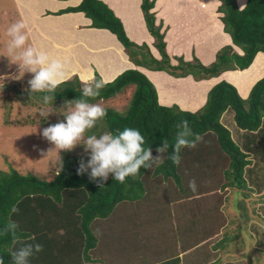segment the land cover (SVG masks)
Listing matches in <instances>:
<instances>
[{
  "label": "trees",
  "instance_id": "16d2710c",
  "mask_svg": "<svg viewBox=\"0 0 264 264\" xmlns=\"http://www.w3.org/2000/svg\"><path fill=\"white\" fill-rule=\"evenodd\" d=\"M155 2L141 0L140 8L160 59L153 57L146 44L137 45L130 41L121 21L100 0H80L77 7L60 14L83 13L91 20L90 28L109 31L117 38L134 66L163 71L177 78L192 76L201 81L227 71H244L251 66L258 53L264 54V0H247L242 10L236 0H218L217 13L221 15L224 32L243 54L238 55L231 46H226L217 52L215 62L209 66H203L196 58L191 62L177 58V65H172L165 51L163 23L157 24L153 12ZM101 80L95 71L89 83H82L73 77L51 92L47 90L39 94L69 105H74L71 102L76 100L95 104L115 98L134 87L128 109L124 113L106 109L107 115L97 120L91 131L99 137L105 133L117 135L125 127L140 129L145 136V146L152 150L154 159L149 161L151 167H142L136 177L127 178L123 184L114 180L113 176L104 182L101 178L91 179L87 171L78 175L80 162L66 153L52 180L23 175L14 169L0 170V257L5 264H13V252L37 243L42 244L43 250L37 253L33 247L27 264H92L98 242L92 230L95 222L107 220L118 205L142 200L150 176L161 180H180L177 169L180 163L173 164L169 157L174 152L178 133L184 130L185 120L193 138L201 135L203 140H210L224 157V165L228 166L224 180L241 196L237 207L239 213L250 219L247 217L250 208L258 204L250 201L247 205L246 202L258 196L261 215L255 210L253 213L258 219L263 217L264 221V77L255 83L246 99L239 96L234 86L220 82L209 91L206 104L196 113L181 111L176 106H160L153 84L140 71L132 69L124 71L112 82L104 83L99 89V96H83L84 87L91 86L96 90L95 85ZM228 111L233 113L236 128L246 134L241 145L234 141L221 122ZM99 121L105 125L101 133L97 131ZM165 142L169 145L167 152L158 153L157 148ZM188 149L193 148L181 149V159L184 150ZM157 156H162V162L155 160ZM14 203H18V213L10 210ZM11 224L16 225L14 230L10 228ZM249 226L255 232L253 238L257 248L263 250L264 225L254 221ZM171 261L179 264L178 257Z\"/></svg>",
  "mask_w": 264,
  "mask_h": 264
},
{
  "label": "crops",
  "instance_id": "0c3cea01",
  "mask_svg": "<svg viewBox=\"0 0 264 264\" xmlns=\"http://www.w3.org/2000/svg\"><path fill=\"white\" fill-rule=\"evenodd\" d=\"M29 1L12 0L19 19L25 23L32 47L65 61V81L77 77L82 83H89L96 71L104 83H109L126 70H138L155 87L160 106H176L181 111L196 113L206 104L209 91L220 82L234 86L239 96L246 99L255 83L264 77L263 53H258L244 71H227L201 81L192 76L177 78L163 71L139 68L129 61L113 34L90 28L91 20L83 13L60 14L77 7L80 0ZM100 1L121 21L130 41L146 44L153 57L160 59L154 39L145 26L141 0ZM236 1L240 10L245 8L247 0ZM219 4L218 0H156L153 12L157 24L163 23L165 51L172 65H177V58L186 62L196 58L203 66H209L215 62L217 52L226 46H231L238 55L243 54L224 32L221 15L217 13ZM224 115L222 124L227 114ZM224 163V157L211 141L203 140L195 148L184 150L177 166L179 181L150 176L147 181L149 185L155 182L151 191L155 198L146 200V195L137 203L119 205L131 208L134 204L140 212L145 203L155 206L156 210L149 212L148 227L144 220H138L142 218L140 212L117 213V206L112 220L117 213L115 220L118 221L109 227L116 231L111 234L99 231L92 264H173L171 260L176 257L179 264H242L239 260H259L263 250L257 248L256 242L252 256L247 254L235 263L230 260L227 246L235 243L239 247L242 229L232 225L234 223L229 219L233 217L237 223L241 196L226 184L224 178L228 166ZM192 179L196 181V191L188 187ZM258 200L257 197L251 199L258 204L250 208L252 218L255 217L254 210L261 212ZM236 202L237 206L233 207ZM164 214L165 222H162ZM109 219L97 222L106 223ZM249 223L254 224V221ZM252 229L249 226L245 233L246 236L251 233L250 238L254 239ZM210 241H213L212 245H208Z\"/></svg>",
  "mask_w": 264,
  "mask_h": 264
},
{
  "label": "rangeland",
  "instance_id": "374dc122",
  "mask_svg": "<svg viewBox=\"0 0 264 264\" xmlns=\"http://www.w3.org/2000/svg\"><path fill=\"white\" fill-rule=\"evenodd\" d=\"M29 2H33V0ZM18 21L21 20L17 15L16 7L12 0H0V170L8 171L14 169L23 175L31 174L41 180H52L60 169L63 155L66 153L79 162L83 161L86 169L85 171L91 174V169L87 168L91 152L85 151V148L87 137L92 135L96 136L95 131L88 129L78 145L72 150H57L54 145L40 134L43 128L48 127L50 124L64 121L66 115L74 108V105H69L63 101L54 99L45 103L43 99L44 96L30 88L28 82L33 78L34 74L29 72L26 67H22V61L18 58L23 49L10 50V41L12 37L7 34V29ZM22 31L26 36L24 48L32 47L27 30L24 28ZM45 91H47V89L41 92ZM133 92L134 87H130L115 98L95 104H100L105 109H112L119 113H124L128 109ZM226 114V116L224 115L223 124L231 133L234 141L241 145L246 134L236 128L232 118V112L228 111ZM98 123L99 126L97 127V131L101 133L103 128L105 129V125L102 121ZM70 160L72 161L73 159ZM110 177H112V174H109V178ZM154 183L155 182L152 183L153 186ZM152 185L148 184V186H146L149 190L145 193V197L148 195L146 200L155 198V195L153 196V193H151L153 189ZM250 201L251 198L247 200L248 203ZM231 204H234L233 200ZM131 205H133L131 208H126L125 205H118L117 213L126 211L132 213L133 210H135V212L136 210L140 212V208L137 209V205ZM235 206H237V202L233 207ZM143 207L142 213L140 212L142 218L140 217L138 220H144V223L147 224L148 227V223L150 222L149 212L156 209L155 206L151 207L149 203H145ZM115 210L110 215L111 218H108V222L106 221V223H104L103 221H99L93 224L92 230L96 235L99 236L100 230L102 234H104V232L111 234V232L116 231V229L112 230L109 228L111 223L118 221L115 220L117 213L112 220ZM236 215L237 223H235L233 217H230L229 221L234 223L232 225H239L238 228L242 229L240 244L239 247L238 244L235 243H231L227 246L229 255H231L230 260L234 263L238 261L237 259L243 258L247 254L250 256L253 255V244L255 240L250 238L251 233H249L250 236H246L245 233L247 227H249L248 220L256 221L258 224L264 225V223H262L263 217L261 218V216H259L260 219L254 217L256 218L254 220L250 212L249 215H247L250 219H247L244 214L242 215L238 212H236ZM259 215H261V212ZM162 222H165V214ZM212 244L213 241L208 243V245ZM258 259L257 261L253 260L251 262L239 260V262L242 264H264V249L262 256Z\"/></svg>",
  "mask_w": 264,
  "mask_h": 264
},
{
  "label": "clouds",
  "instance_id": "9594fccd",
  "mask_svg": "<svg viewBox=\"0 0 264 264\" xmlns=\"http://www.w3.org/2000/svg\"><path fill=\"white\" fill-rule=\"evenodd\" d=\"M25 23L23 20L12 24L7 29V34L12 37L10 41V50L23 49L18 57L22 61V67L33 73V78L29 80L30 88L33 91L41 92L47 89L49 92L56 89L64 83L67 78L66 63L63 59L54 57L49 52L34 47L24 48L26 36L23 33ZM104 81H99L94 90L91 86H86L82 90L85 97L99 96ZM45 103L52 99L51 96L43 97ZM74 108L66 115L65 120L56 124H50L43 128L40 133L43 138L55 146L57 150L74 149L88 129H91L97 120L103 119L107 115V110L100 104H90L84 100H76ZM188 121H184V130L178 133L174 145V152L169 157L173 164L180 163V151L183 147L195 148L203 141V136L192 137L191 131L187 127ZM169 145L167 142L162 147L157 148V152L163 154L167 152ZM85 151H90L91 156L87 168L91 169V179L101 178L107 182L109 174L113 179L121 184L125 183L127 178L136 177L140 169L149 168L154 158L152 150L145 146V136L141 130L136 127H125L117 135L105 133L99 137L88 136ZM156 161L162 162V156H157ZM83 161L80 162L77 169L78 175L85 172ZM103 187V185H101ZM192 191H196L197 184L195 179L188 183ZM12 213H18V203L11 205ZM16 225L11 224L10 228L15 229ZM35 252L40 253L43 250L41 243L34 246L28 245L13 252V264H27L28 258ZM0 264H5L4 259L0 257Z\"/></svg>",
  "mask_w": 264,
  "mask_h": 264
},
{
  "label": "bare ground",
  "instance_id": "6f19581e",
  "mask_svg": "<svg viewBox=\"0 0 264 264\" xmlns=\"http://www.w3.org/2000/svg\"><path fill=\"white\" fill-rule=\"evenodd\" d=\"M242 74V73H241Z\"/></svg>",
  "mask_w": 264,
  "mask_h": 264
}]
</instances>
